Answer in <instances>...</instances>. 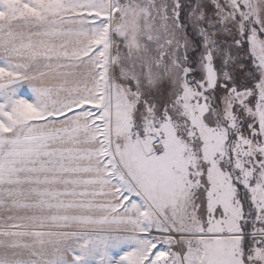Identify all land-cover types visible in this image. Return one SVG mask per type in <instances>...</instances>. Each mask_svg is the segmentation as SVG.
I'll list each match as a JSON object with an SVG mask.
<instances>
[{
	"label": "snow or ice",
	"instance_id": "6c2138e0",
	"mask_svg": "<svg viewBox=\"0 0 264 264\" xmlns=\"http://www.w3.org/2000/svg\"><path fill=\"white\" fill-rule=\"evenodd\" d=\"M0 264H264V0H0Z\"/></svg>",
	"mask_w": 264,
	"mask_h": 264
}]
</instances>
